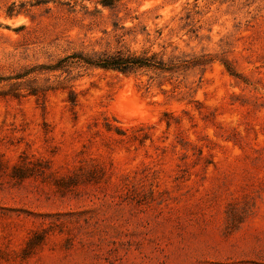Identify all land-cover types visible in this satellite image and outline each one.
Listing matches in <instances>:
<instances>
[{
    "label": "rangeland",
    "instance_id": "1",
    "mask_svg": "<svg viewBox=\"0 0 264 264\" xmlns=\"http://www.w3.org/2000/svg\"><path fill=\"white\" fill-rule=\"evenodd\" d=\"M34 1L0 0V264H264V0ZM118 49L164 68H40Z\"/></svg>",
    "mask_w": 264,
    "mask_h": 264
},
{
    "label": "trees",
    "instance_id": "2",
    "mask_svg": "<svg viewBox=\"0 0 264 264\" xmlns=\"http://www.w3.org/2000/svg\"><path fill=\"white\" fill-rule=\"evenodd\" d=\"M119 0H100L99 3L103 7H113L114 3ZM46 0H35V4L45 3ZM84 64L89 66H97L101 68H110L121 72H135L137 70H148L156 68H164V63L156 59L155 54L144 52L138 54L135 51H123L118 49L113 52L109 51H91V52H73L62 58H59L55 64L42 66L47 71L69 70L74 64ZM25 75V74H21ZM19 77V76H18ZM22 77V76H20ZM31 94L39 96L40 90L36 87H31ZM77 93L70 89L68 91L67 100L72 104L77 101Z\"/></svg>",
    "mask_w": 264,
    "mask_h": 264
}]
</instances>
